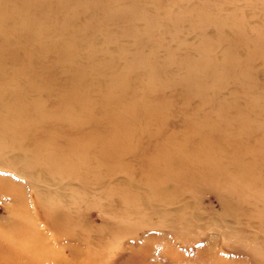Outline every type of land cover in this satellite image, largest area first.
Segmentation results:
<instances>
[{
	"label": "rangeland",
	"instance_id": "374dc122",
	"mask_svg": "<svg viewBox=\"0 0 264 264\" xmlns=\"http://www.w3.org/2000/svg\"><path fill=\"white\" fill-rule=\"evenodd\" d=\"M0 264H264V0H0Z\"/></svg>",
	"mask_w": 264,
	"mask_h": 264
}]
</instances>
